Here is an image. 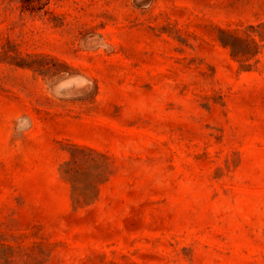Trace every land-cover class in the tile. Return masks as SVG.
Segmentation results:
<instances>
[{
    "label": "rangeland",
    "instance_id": "374dc122",
    "mask_svg": "<svg viewBox=\"0 0 264 264\" xmlns=\"http://www.w3.org/2000/svg\"><path fill=\"white\" fill-rule=\"evenodd\" d=\"M0 264H264V0H0Z\"/></svg>",
    "mask_w": 264,
    "mask_h": 264
},
{
    "label": "trees",
    "instance_id": "16d2710c",
    "mask_svg": "<svg viewBox=\"0 0 264 264\" xmlns=\"http://www.w3.org/2000/svg\"><path fill=\"white\" fill-rule=\"evenodd\" d=\"M223 34L224 35H228V33H226V32H224ZM228 36H229V39L232 38L230 35H228ZM220 41H221V44H222L223 47H228L229 45H231L229 40H223V39L221 40L220 39Z\"/></svg>",
    "mask_w": 264,
    "mask_h": 264
},
{
    "label": "bare ground",
    "instance_id": "6f19581e",
    "mask_svg": "<svg viewBox=\"0 0 264 264\" xmlns=\"http://www.w3.org/2000/svg\"><path fill=\"white\" fill-rule=\"evenodd\" d=\"M66 83V82H65Z\"/></svg>",
    "mask_w": 264,
    "mask_h": 264
}]
</instances>
